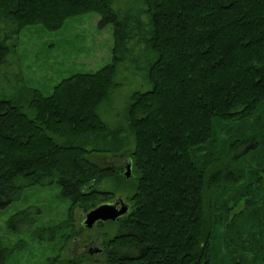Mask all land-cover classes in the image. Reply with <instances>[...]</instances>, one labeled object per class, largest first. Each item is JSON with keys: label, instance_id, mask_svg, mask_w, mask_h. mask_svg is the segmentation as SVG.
<instances>
[{"label": "trees", "instance_id": "trees-1", "mask_svg": "<svg viewBox=\"0 0 264 264\" xmlns=\"http://www.w3.org/2000/svg\"><path fill=\"white\" fill-rule=\"evenodd\" d=\"M115 1L0 0L1 69L13 66V40L28 25L55 30L95 12L99 27L112 24L113 39L112 60L100 69L71 74L48 94L23 85L0 97V209L27 187L51 184L71 204L93 208L91 198L107 194L101 185L127 182L130 210L117 218L105 264H220L224 199L236 204L244 180L264 175V154L256 168L242 165L264 135L241 131L254 115L264 119V0ZM121 64L140 67L143 85L118 117L123 125L112 127L100 111ZM125 145L130 179L88 158ZM30 215H11L7 227L27 231ZM261 243L243 245L233 264L250 263L242 252L260 264ZM6 252L0 247V264Z\"/></svg>", "mask_w": 264, "mask_h": 264}, {"label": "rangeland", "instance_id": "rangeland-1", "mask_svg": "<svg viewBox=\"0 0 264 264\" xmlns=\"http://www.w3.org/2000/svg\"><path fill=\"white\" fill-rule=\"evenodd\" d=\"M125 2L126 0H116L114 5ZM98 21L97 13L88 12L64 21L55 30H48L40 24L21 29L13 40L14 46L10 54L13 66L0 68V97L14 96L23 85L48 94L59 81L71 74L93 72L110 63L112 24L99 27ZM141 70L140 67L133 68L127 64L119 66L115 77L117 84L110 102L100 111L102 119L110 126L123 125V120L118 117L123 114L130 94L142 88ZM235 124L231 123V127ZM242 128L241 131L246 135L260 131L258 134L262 136L264 119L254 115L246 120ZM216 147L221 148V143L216 144ZM131 151L132 146L125 145L117 152L92 153L88 158L101 168L111 167L112 174L117 171L123 177L124 165L128 162ZM263 154L264 136L262 140L260 138L259 150L252 153L242 164L244 169L248 172L251 168H256ZM65 159L66 157L59 158L60 161ZM132 176L133 167L127 178ZM246 180L239 188L243 198L244 192L250 191L245 192L246 198L240 197L233 204L232 199L226 197L224 201L230 207L217 220L214 247L217 255L222 256L218 259L220 264H233L243 245L250 246L254 241L261 243L264 238V175ZM129 185L127 182L119 188L111 187L110 184L101 185L99 190H106L107 194L93 196L92 207L104 202L123 200L129 204L130 210L129 197L132 190ZM59 191L56 184L30 186L22 191L19 199L0 209V247L8 254L4 264H105L104 251L117 220L96 223L90 228L84 227L81 213L91 207L86 202L82 205L71 204L68 199L60 196ZM221 206L219 204L218 207ZM220 208L215 210L216 217ZM26 209L33 211V215H30V228L21 233L10 230L7 227L8 218ZM241 221L244 227L237 225ZM236 229H240L238 234H235ZM237 236L240 240H237ZM92 240L99 242L103 248L101 253L87 254ZM263 244L264 242L257 251L259 257L260 254L264 256ZM242 253L250 260L249 264H255L253 253ZM259 263L264 264V261L259 260Z\"/></svg>", "mask_w": 264, "mask_h": 264}, {"label": "water", "instance_id": "water-1", "mask_svg": "<svg viewBox=\"0 0 264 264\" xmlns=\"http://www.w3.org/2000/svg\"><path fill=\"white\" fill-rule=\"evenodd\" d=\"M131 174V162L125 165L124 177H129ZM129 210L127 203L123 201L116 202H104L96 205L95 207L86 211L82 216V225L84 227L90 228L97 221H115L117 218L125 215Z\"/></svg>", "mask_w": 264, "mask_h": 264}, {"label": "flooded vegetation", "instance_id": "flooded-vegetation-1", "mask_svg": "<svg viewBox=\"0 0 264 264\" xmlns=\"http://www.w3.org/2000/svg\"><path fill=\"white\" fill-rule=\"evenodd\" d=\"M124 168H125V165H124ZM119 202L120 201H123V200H118ZM128 204V203H127ZM128 206H129V204H128ZM84 213H81V215H83ZM117 220V219H116ZM115 220V221H116ZM106 221H110V220H106ZM103 222H105V221H97L96 223H103ZM95 223V224H96ZM94 224V225H95ZM102 250H103V248L99 245V242L98 241H96V240H92L91 242H90V245H89V247H88V250L86 251L87 252V254H89V255H93V254H98V253H101L102 252ZM107 250H108V248L106 247V249H105V251H104V254L107 252Z\"/></svg>", "mask_w": 264, "mask_h": 264}]
</instances>
